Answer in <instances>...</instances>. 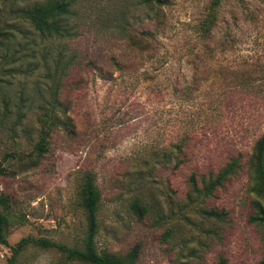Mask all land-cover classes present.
I'll list each match as a JSON object with an SVG mask.
<instances>
[{"label": "rangeland", "instance_id": "374dc122", "mask_svg": "<svg viewBox=\"0 0 264 264\" xmlns=\"http://www.w3.org/2000/svg\"><path fill=\"white\" fill-rule=\"evenodd\" d=\"M44 1L0 0V264L21 238L81 247L85 169L101 198L98 251L134 249V264H264V221H254L264 196L251 191L264 135V0H222L204 37L210 0L153 10L63 0L69 35L58 38L23 18ZM13 264L76 263L28 244Z\"/></svg>", "mask_w": 264, "mask_h": 264}, {"label": "trees", "instance_id": "16d2710c", "mask_svg": "<svg viewBox=\"0 0 264 264\" xmlns=\"http://www.w3.org/2000/svg\"><path fill=\"white\" fill-rule=\"evenodd\" d=\"M222 0H210L206 8L204 16L198 23L197 30L199 35L204 37L213 26L216 19V9ZM164 0H143L150 10L160 8ZM69 13V5L63 0H46L40 4H34L23 11V18L33 28L35 32L44 37H62L69 35V29L66 25V16ZM154 31L146 30L141 32L143 36L142 42L145 44L154 39ZM139 42L134 43L138 45ZM64 124L69 126L66 119ZM51 125H47L45 130H41V135L46 136ZM264 145V135L255 144V171L253 175V188L251 191L257 196H264V174L259 167V154ZM46 141L40 138L34 145L35 157L32 165L38 163V159L45 153ZM95 173L90 169L83 170L80 182L76 190V203L80 208L84 220V233L81 238L80 248H68L61 244L46 241L43 239L21 238L14 246L9 247L11 255L5 264H13L18 253L28 244L37 247L50 248L57 250L63 257V261L76 264H134L136 259V251L133 249L124 254H113L104 251H98L95 247V236L97 233V214L101 205L100 193L96 184ZM218 182H209L205 188L211 189ZM134 206L137 207L136 204ZM259 217L254 221H264V210L256 204ZM7 203L0 196V243L6 245L2 235L8 223V213L6 211ZM224 264V263H220Z\"/></svg>", "mask_w": 264, "mask_h": 264}, {"label": "water", "instance_id": "95a60500", "mask_svg": "<svg viewBox=\"0 0 264 264\" xmlns=\"http://www.w3.org/2000/svg\"><path fill=\"white\" fill-rule=\"evenodd\" d=\"M259 167L262 171V173L264 174V145L260 151V154H259Z\"/></svg>", "mask_w": 264, "mask_h": 264}]
</instances>
